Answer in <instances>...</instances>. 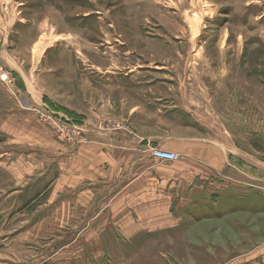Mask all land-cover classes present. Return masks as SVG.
<instances>
[{
	"label": "rangeland",
	"instance_id": "rangeland-1",
	"mask_svg": "<svg viewBox=\"0 0 264 264\" xmlns=\"http://www.w3.org/2000/svg\"><path fill=\"white\" fill-rule=\"evenodd\" d=\"M104 62L117 83L136 76L146 90L150 79L168 80L156 85L173 90L168 103L144 92L143 110L185 106L200 139L236 148L256 175L264 171V0H0V264H264L258 181L229 194L174 195L184 223L123 238L127 206L112 176L129 171L131 155L154 159L156 147L131 142L126 109L116 116L112 106L92 126L64 108L79 136L44 103L72 87L86 112L92 80L100 92L103 81L92 66ZM24 83L38 97L34 124L13 108ZM192 88L203 92L191 98ZM191 198L210 208L185 211Z\"/></svg>",
	"mask_w": 264,
	"mask_h": 264
},
{
	"label": "crops",
	"instance_id": "crops-1",
	"mask_svg": "<svg viewBox=\"0 0 264 264\" xmlns=\"http://www.w3.org/2000/svg\"><path fill=\"white\" fill-rule=\"evenodd\" d=\"M108 67L109 65L105 62L98 65L93 64L92 66L93 70L98 72L97 77L103 78V81L100 92L98 90L100 87L96 89V82L92 80V85L90 84L92 88L87 94L86 112L76 105L77 93L73 91L72 87L69 94L61 96L55 94V97L59 99V103L52 101L49 97L45 98L44 103L55 106L51 109H57L65 117H68V114L63 109H68L71 118L73 117L76 121L81 119V123L92 126L96 124L99 117L111 115L107 113H110L112 106L115 109L113 115L126 109V113L123 115L124 120L135 131L133 134L135 138L132 135H127L132 143L156 147L180 155L177 162H163L161 164L152 159L150 155H131L130 158L133 159L130 161H133L134 164L130 165L129 171L122 170L120 173L113 174L112 177L117 179L115 188L119 195V202L122 203V206L125 203L127 206V223L123 228V234L125 236L128 234V237H123L125 240L137 241L145 231L152 232L158 227H169L179 225L180 222L184 223V219L176 217L174 210H171L173 203L180 202L177 199L178 196L173 197L174 195L229 194V191L243 186L242 183L251 186L245 188L246 190L254 188L255 181L263 183L264 187V171H261L260 176L256 175L254 165L242 155H238L236 148H231L225 143L200 139L197 127L192 124L189 125L193 122L192 119L188 118L189 120H186L188 111H186L185 106H159L161 108H155L153 112L143 110L140 107V100L137 98L142 97L140 94L144 96V92L154 99V104L164 100L166 101L164 103H168L173 95V90L168 86L164 91H159V87L156 86L165 82L168 83V80L150 79L146 83H150L151 87H145V90L143 89V81H136V76H127L124 79L119 77L121 81L117 83L115 75H111L112 73L107 75L109 72ZM137 67H133L129 72H137ZM15 73L21 78L18 72L15 71ZM21 79L24 82V77ZM24 86V90L15 91L16 95H13V98L21 101L13 102V108L21 115H30L28 118L23 116L20 119L22 122L34 124L35 117L28 111L38 102V97L35 92L26 87L25 83ZM200 92L203 91L194 90L193 88L191 90L187 89V94L191 98H195ZM185 93L183 94L185 95ZM12 94L14 93L12 92ZM21 103L24 106H20ZM169 103L171 105L172 102ZM152 105L148 106L152 107ZM21 109L28 113H22ZM147 114H151V116L148 117ZM16 120L18 119L16 118ZM32 127L36 126L33 125ZM140 168L142 171L139 170ZM163 169L169 170L164 173L161 172ZM128 195H134L133 199L128 198ZM137 195H149V197L143 198ZM195 201L192 198L190 201L188 199L187 203L184 202V204L186 203L185 207L181 208L185 211L187 208V211L199 208ZM207 208H210V206L206 204L203 209L199 208L198 211L207 212ZM166 212L169 213V216Z\"/></svg>",
	"mask_w": 264,
	"mask_h": 264
},
{
	"label": "built area",
	"instance_id": "built-area-1",
	"mask_svg": "<svg viewBox=\"0 0 264 264\" xmlns=\"http://www.w3.org/2000/svg\"><path fill=\"white\" fill-rule=\"evenodd\" d=\"M0 79L2 81H5L7 80V77L5 75H0ZM47 111H48V118H50V121L53 122L52 117L53 118L55 117V113L50 110H47ZM61 120L64 121V124L66 127L71 128V130H68V132H71V133L76 132V134L79 136H82L84 134L83 132L84 130L75 126L73 122L67 117L61 115ZM151 155L158 162H176L179 159V155L169 152V151L162 150V149H157V148L151 150Z\"/></svg>",
	"mask_w": 264,
	"mask_h": 264
}]
</instances>
